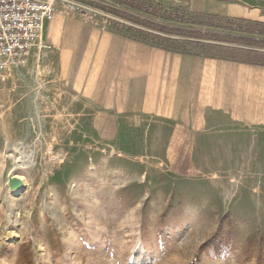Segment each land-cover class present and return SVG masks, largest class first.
<instances>
[{
    "label": "rangeland",
    "instance_id": "374dc122",
    "mask_svg": "<svg viewBox=\"0 0 264 264\" xmlns=\"http://www.w3.org/2000/svg\"><path fill=\"white\" fill-rule=\"evenodd\" d=\"M158 1L151 21L186 27L187 10ZM52 60L31 54L0 73V264H264L260 148L197 158L168 152L152 127L81 124ZM216 236L223 254L201 252Z\"/></svg>",
    "mask_w": 264,
    "mask_h": 264
},
{
    "label": "crops",
    "instance_id": "0c3cea01",
    "mask_svg": "<svg viewBox=\"0 0 264 264\" xmlns=\"http://www.w3.org/2000/svg\"><path fill=\"white\" fill-rule=\"evenodd\" d=\"M171 2L191 16L264 24V0ZM42 41L49 47L42 57L65 71L81 124L104 119L124 134L152 127L159 136L152 140L168 152L183 146L197 158L226 155L233 143L264 153V67L164 50L59 15L44 24Z\"/></svg>",
    "mask_w": 264,
    "mask_h": 264
},
{
    "label": "built area",
    "instance_id": "2783aa9c",
    "mask_svg": "<svg viewBox=\"0 0 264 264\" xmlns=\"http://www.w3.org/2000/svg\"><path fill=\"white\" fill-rule=\"evenodd\" d=\"M158 2L0 0V73L25 63L31 54L37 58L43 56L49 49L42 41L43 27L56 15L75 17L110 33L137 36L136 33L141 31L133 19L151 21L146 14L160 12Z\"/></svg>",
    "mask_w": 264,
    "mask_h": 264
},
{
    "label": "trees",
    "instance_id": "16d2710c",
    "mask_svg": "<svg viewBox=\"0 0 264 264\" xmlns=\"http://www.w3.org/2000/svg\"><path fill=\"white\" fill-rule=\"evenodd\" d=\"M181 18L186 27H171L159 25L154 21L133 20L136 24L161 35L155 36V42L150 43L164 50L264 67V24L203 15L190 17L182 15ZM193 26H205L207 30L190 28ZM235 32L242 35H232ZM219 239L220 237L216 236L207 242L200 248L201 252L217 251L220 246L217 253L222 255Z\"/></svg>",
    "mask_w": 264,
    "mask_h": 264
},
{
    "label": "water",
    "instance_id": "95a60500",
    "mask_svg": "<svg viewBox=\"0 0 264 264\" xmlns=\"http://www.w3.org/2000/svg\"><path fill=\"white\" fill-rule=\"evenodd\" d=\"M22 187V182L16 178V177H11L8 179V188L11 191H16Z\"/></svg>",
    "mask_w": 264,
    "mask_h": 264
}]
</instances>
